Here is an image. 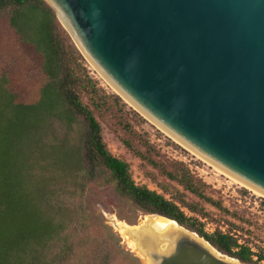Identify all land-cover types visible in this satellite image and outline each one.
<instances>
[{
  "label": "water",
  "instance_id": "water-1",
  "mask_svg": "<svg viewBox=\"0 0 264 264\" xmlns=\"http://www.w3.org/2000/svg\"><path fill=\"white\" fill-rule=\"evenodd\" d=\"M45 1L128 104L264 194V0ZM170 220L131 230L153 264H246Z\"/></svg>",
  "mask_w": 264,
  "mask_h": 264
},
{
  "label": "trees",
  "instance_id": "trees-1",
  "mask_svg": "<svg viewBox=\"0 0 264 264\" xmlns=\"http://www.w3.org/2000/svg\"><path fill=\"white\" fill-rule=\"evenodd\" d=\"M0 13L7 14L9 28L41 58L46 78L39 100L26 103L11 90L7 77H0V264H77L71 234L76 223L87 229L91 216L82 204L65 200L68 190L62 187L76 179L82 194L104 174L137 212L173 219L223 254L262 264L264 253L240 244L230 233L208 232L200 219L206 217L204 207L189 203L179 191L167 198L137 184L129 164L110 152L100 122L82 98L89 93L102 99L101 89L45 0H0ZM58 128L65 130L61 136ZM126 145L132 149L130 142ZM164 173L185 191L224 209L187 166ZM68 194L75 198L77 192Z\"/></svg>",
  "mask_w": 264,
  "mask_h": 264
},
{
  "label": "rangeland",
  "instance_id": "rangeland-1",
  "mask_svg": "<svg viewBox=\"0 0 264 264\" xmlns=\"http://www.w3.org/2000/svg\"><path fill=\"white\" fill-rule=\"evenodd\" d=\"M58 21L80 51L68 30L59 19ZM82 56L91 78L98 83L102 96V99H98L85 93L82 96L83 101L89 105L100 122L103 138L110 152L129 164L135 182L146 185L167 198H172L178 191L181 192L189 203L205 208L206 217L200 219L205 223L208 232L221 230L230 233L240 244L249 245L256 253H264V196L258 194V190L236 182L219 166L212 167L182 147L177 138L169 132L158 129L128 104L124 97L96 72L90 61ZM1 76L7 77L11 90L26 103L39 100L46 82L41 70V58L9 28L6 13H0ZM96 102L98 105H95ZM57 126L60 127L59 124ZM50 132L53 136V131ZM63 132V128H58L57 135L61 136ZM126 142L131 143L132 149L127 147ZM140 154L145 157L142 158ZM149 159L157 162L158 166H154ZM181 164L190 169L198 182L206 184V194L220 202L224 209L216 208L185 191L176 181L165 175L164 170L176 171ZM77 184L75 179L68 186L62 187L70 193L76 190L75 198L66 191L65 200L77 204L76 206L82 204L91 216L87 229L84 230L86 227H80L76 223V231L71 234L73 257H76L77 264H144L124 243L116 228L115 218L134 225L147 214L137 212L131 201L117 193L109 174L98 176L87 185L82 194L79 193ZM184 210L187 214L196 216L188 209Z\"/></svg>",
  "mask_w": 264,
  "mask_h": 264
},
{
  "label": "bare ground",
  "instance_id": "bare-ground-1",
  "mask_svg": "<svg viewBox=\"0 0 264 264\" xmlns=\"http://www.w3.org/2000/svg\"><path fill=\"white\" fill-rule=\"evenodd\" d=\"M257 192L258 194H261L264 196L263 193L259 191ZM115 220H116V228L119 234L121 235L124 243L127 244L129 248L141 258L144 264H153V263L151 259L140 249L135 239L132 237L131 232L147 224L154 225L155 227L163 231L171 229V228H175L177 226L174 221L168 218H164V217L144 216V218L140 220L138 224H136L137 226H134V227H132V225H129L121 220H117L116 218Z\"/></svg>",
  "mask_w": 264,
  "mask_h": 264
}]
</instances>
